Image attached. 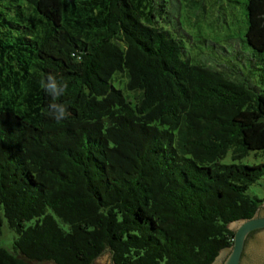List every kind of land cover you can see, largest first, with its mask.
<instances>
[{
  "label": "trees",
  "instance_id": "trees-1",
  "mask_svg": "<svg viewBox=\"0 0 264 264\" xmlns=\"http://www.w3.org/2000/svg\"><path fill=\"white\" fill-rule=\"evenodd\" d=\"M243 8L261 86L210 32L192 58L164 0H0V264H211L231 244L264 174L235 162L264 148V0Z\"/></svg>",
  "mask_w": 264,
  "mask_h": 264
},
{
  "label": "rangeland",
  "instance_id": "rangeland-1",
  "mask_svg": "<svg viewBox=\"0 0 264 264\" xmlns=\"http://www.w3.org/2000/svg\"><path fill=\"white\" fill-rule=\"evenodd\" d=\"M244 0H164L167 12L176 15L180 22L182 33L188 35L193 45L183 40L186 52L197 59L196 52L199 49V40L205 34L213 38L219 52L221 65L226 69L232 67L238 78L249 77V84L261 86L258 82V69L262 66L257 55L248 47L240 35L244 30ZM204 6V7H203ZM164 15V14H163ZM179 33V29H177ZM202 49L204 46L201 44ZM198 60V59H197ZM211 65V64H210ZM249 71L254 72V76ZM264 159L262 150L249 152L238 161L242 164H255ZM222 163H230L229 152L220 160ZM246 193L264 201V174L252 183ZM0 246L10 247L11 235L3 222L1 225Z\"/></svg>",
  "mask_w": 264,
  "mask_h": 264
},
{
  "label": "water",
  "instance_id": "water-1",
  "mask_svg": "<svg viewBox=\"0 0 264 264\" xmlns=\"http://www.w3.org/2000/svg\"><path fill=\"white\" fill-rule=\"evenodd\" d=\"M232 231L231 244L217 252L211 264H264V201L253 216L227 224ZM111 250L96 255L90 264H113ZM31 264H57L49 258L29 259Z\"/></svg>",
  "mask_w": 264,
  "mask_h": 264
},
{
  "label": "clouds",
  "instance_id": "clouds-1",
  "mask_svg": "<svg viewBox=\"0 0 264 264\" xmlns=\"http://www.w3.org/2000/svg\"><path fill=\"white\" fill-rule=\"evenodd\" d=\"M41 84L46 94L51 98L47 108L49 114L52 115L57 123L67 119L70 115L67 107L56 102L58 97L66 90V85L61 87L57 83L56 77L52 74H46L45 80H42Z\"/></svg>",
  "mask_w": 264,
  "mask_h": 264
}]
</instances>
